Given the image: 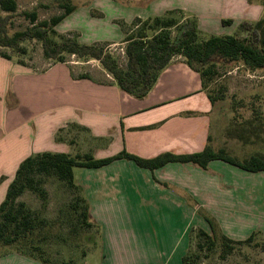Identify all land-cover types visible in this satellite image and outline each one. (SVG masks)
I'll list each match as a JSON object with an SVG mask.
<instances>
[{
    "label": "crops",
    "instance_id": "crops-1",
    "mask_svg": "<svg viewBox=\"0 0 264 264\" xmlns=\"http://www.w3.org/2000/svg\"><path fill=\"white\" fill-rule=\"evenodd\" d=\"M172 7L194 15L198 28L208 35H218L215 31L222 28L231 32L243 20H264V0H93L89 12L75 8L54 28H62L58 31L62 35L74 34L81 43H114L119 37L123 41L124 29L135 18L161 16ZM94 17L99 21H90ZM72 69L67 62H55L42 72L24 73L22 87L48 77L55 79L49 83L54 90L74 74ZM101 71L92 69L83 72L89 78H80V73L68 79V95L62 102L67 115L62 114L55 127H45L44 144H40L44 151L107 157L124 150L150 158L164 152H198L208 144L211 103L200 76L181 56L172 58L142 98L124 92ZM60 99L57 95L54 103ZM154 123L159 124L144 129ZM43 124L40 121L35 127L41 129ZM89 143L97 148L92 151ZM230 166L212 160L205 169L193 163H168L149 170L122 158L100 168H81L77 173L73 169L77 194L85 200L88 220L98 230L101 252L96 263L183 264L182 257L194 249V230L210 232L207 220H213L215 203L231 197V191L219 186L220 173L223 177L236 174L244 185L254 183V177L264 179V171ZM202 210L205 214L198 215ZM236 221L225 223L226 230L222 223L214 230L229 238L248 235L250 223ZM124 226L134 229L129 233ZM260 226L264 234V223ZM0 264L47 263L7 252L0 256Z\"/></svg>",
    "mask_w": 264,
    "mask_h": 264
},
{
    "label": "rangeland",
    "instance_id": "rangeland-1",
    "mask_svg": "<svg viewBox=\"0 0 264 264\" xmlns=\"http://www.w3.org/2000/svg\"><path fill=\"white\" fill-rule=\"evenodd\" d=\"M92 1L72 0V3L77 9H86L87 13ZM123 1L129 3L130 0ZM63 2L64 0H16L17 8L10 14L8 33L12 34L31 25L30 18L25 16L26 12L36 13L35 22L48 20L53 15L61 14ZM170 10L182 9L172 7L167 11ZM183 12L186 13V11ZM175 16L178 17V14ZM105 20L110 21L109 18ZM90 21L95 22L99 19L94 17ZM128 28L126 26L125 30L128 31ZM61 30L62 28L57 26V32ZM228 30L230 29L222 28L215 31V34H233L236 29L231 32ZM79 36L82 34L79 33ZM121 39L119 37L116 42L104 43L102 46L105 51L113 55L122 68H125L126 42ZM0 50L10 55V58H7L0 53L1 203L19 163L28 155L46 150L41 147L44 144L45 127H55V123L61 119L60 116L67 115V105L62 102H65L68 95L69 80L75 79L74 74L78 75L92 69L108 72L96 59L79 58L76 55L64 53L65 62L74 69V74L70 73L69 80H61L60 86L53 90L51 85L49 87V83L55 82V79L41 77L37 78V82L35 80L28 82V77H25L24 81L28 84L22 87L24 73L42 72L57 61L44 56L41 43L36 39L22 42L17 49L0 47ZM178 56L175 55L173 59ZM216 66V75L203 87L206 95L221 97L211 105L209 144L214 149L224 147L238 158L247 157L256 152L264 153V68L250 69L240 61ZM57 73L58 70L55 76ZM108 76L112 77L109 73ZM57 95L61 96V99L55 104L54 99ZM40 121L44 123L41 129L39 126L35 127V124H39ZM158 124L148 125L144 129ZM34 135L36 140L33 143ZM74 143L71 142L72 145ZM89 146L92 151L97 148L91 143ZM98 154L96 158L106 157L101 155L102 153ZM78 170L81 168H74L76 173ZM37 178L41 179L40 186L46 190L45 198L42 199L34 191L26 190L18 200L25 202L27 207L35 211L37 217L45 222L42 229L33 235L32 242L23 246L21 252L40 262L46 261L47 264H97L96 261L99 260L101 252L98 230L96 226L86 227L81 223L78 219L80 210L75 211L71 207L77 191L67 187L55 175L39 174ZM254 179V183L250 181L244 185L238 175L223 177L220 173L219 186L226 191H231V197L229 200H219L215 203L217 209L211 214L213 220H207L209 224L207 225L210 226L208 230H213L217 236L216 246L207 249L204 245L203 249L199 250V257L194 264H264V234L260 226L264 223V179L258 177ZM205 212L206 210H202L198 215H203ZM232 219L235 222H237L236 219H240L250 223V233L243 235L242 238H235L244 240L251 234L253 238L250 242L235 244L231 251L224 252L220 247L221 234L216 233L214 229L219 225L221 227L222 223L224 224L222 228L226 230L225 223ZM124 229L130 233V229L134 227L124 226ZM198 229L200 228L194 230V235ZM234 235L239 236L240 233ZM235 238L231 239L238 240ZM7 252L22 254L15 249V246L0 245V256Z\"/></svg>",
    "mask_w": 264,
    "mask_h": 264
},
{
    "label": "trees",
    "instance_id": "trees-1",
    "mask_svg": "<svg viewBox=\"0 0 264 264\" xmlns=\"http://www.w3.org/2000/svg\"><path fill=\"white\" fill-rule=\"evenodd\" d=\"M61 7V14L38 22H35V12H26L25 16L30 18L31 25L9 34L10 14L15 12L17 3L16 0H0V47L17 49L22 42L36 39L41 43L44 56L57 62H65L64 53L79 58L96 59L111 74L121 90L136 98H142L152 89L161 70L175 55L181 56L187 66L198 73L202 89L216 75L217 64L240 61L250 69L264 68L263 19L243 20L236 26L233 34L208 35L198 28L194 15H186L182 10H170L164 15L145 19L135 18L128 31L124 29L126 65L122 68L113 55L104 50V43L85 44L74 35L59 34L54 28L55 25L76 8L71 0H64ZM175 14H178V17ZM0 53L10 58L9 54L1 50ZM79 76L88 75L83 73ZM207 97L211 105L221 98L211 94ZM209 139L210 135L207 137L208 144L198 152H164L150 158L124 150L103 158H96L89 152L70 154L52 151H41L26 156L16 168L0 203V245L15 246V249L21 252L23 246L32 242L33 235L42 229L45 221L38 218L36 212L28 208L25 202L18 200L26 190L34 191L42 199L45 198L46 190L40 186L41 179L37 178L39 174L55 175L67 187L77 191L73 173L75 167L100 168L122 158L149 170L161 168L168 163H193L205 169L210 161L219 160L247 172L264 171V153L256 152L238 158L224 147L214 149L209 144ZM75 197L71 207L75 211L80 210V222L86 227L95 226L88 220L85 200L78 196L77 192ZM194 236V249L182 257L183 264H194L199 257V250H202L204 245L207 249L216 246L217 236L213 230L207 232L198 229ZM252 238L253 234L244 240H233L221 233L220 247L222 251L229 252L235 244L250 242Z\"/></svg>",
    "mask_w": 264,
    "mask_h": 264
}]
</instances>
